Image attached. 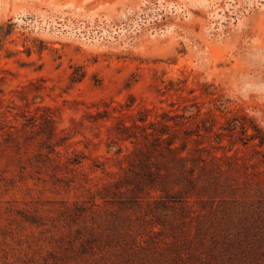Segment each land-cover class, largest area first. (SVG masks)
Returning <instances> with one entry per match:
<instances>
[{
    "label": "rangeland",
    "instance_id": "374dc122",
    "mask_svg": "<svg viewBox=\"0 0 264 264\" xmlns=\"http://www.w3.org/2000/svg\"><path fill=\"white\" fill-rule=\"evenodd\" d=\"M144 110L220 156L205 173L216 190L192 198L193 215L215 208L210 234L197 218L178 239L148 234L181 203L130 192L140 161L170 158L142 126L136 144L120 138ZM245 116L264 127V0H0V264H264V147ZM126 231L165 244L127 252ZM191 233L182 247L200 256L178 257Z\"/></svg>",
    "mask_w": 264,
    "mask_h": 264
},
{
    "label": "trees",
    "instance_id": "16d2710c",
    "mask_svg": "<svg viewBox=\"0 0 264 264\" xmlns=\"http://www.w3.org/2000/svg\"><path fill=\"white\" fill-rule=\"evenodd\" d=\"M45 109L47 110V112L44 115V119L49 124L48 138L52 139V137L57 134L54 123V114L48 106ZM145 115V110L140 111L138 120L141 121L143 125H139L136 120H133L131 125L122 123L118 132L120 138L124 140L130 139L132 143L136 144L134 138L138 139V134L132 131V128L142 126L143 133L141 135L143 136V138L151 142V144L156 145L165 142V147L170 153V158H168L167 161H164V171H162V168L160 166L162 162L160 163L159 160H153L151 156L145 161H140V170L135 171L134 175L130 178L132 180V182H129L132 184L130 192L135 193V190L140 191L144 189L147 191L146 193L151 198V201L155 202V204L158 201L157 204L159 205H162L161 201H164V199H158L157 195H154L153 192H162L166 195L165 197L167 199L170 198V202L180 201L181 203L180 209L174 212L172 217L170 216V222L169 220H165V217H163L160 213L155 214V220L150 223L151 225L148 229V234L158 236V234H163L165 232V229H170V231H172L173 233V236L180 233H187L188 231H191V227L187 226L186 223L194 221L195 218H197V224L195 228H197L198 233L210 234L211 223L209 222V219L211 218V216H213L215 208L210 206V209L207 212H204V209H199L196 215H193V210H196L194 208V204L197 203L196 199L204 203V201L206 200L204 199L205 194L210 191L209 189L216 190L215 187L211 186L210 182L206 181L207 178L205 173L207 170L206 165L208 164V161L213 160L214 162H217L220 156L210 152H207L208 154L206 155H203L200 152L194 154L192 152V149L188 148V143L190 140L197 142V139L192 138L194 134L187 126L183 130L185 135L184 138L182 139L179 137V132L180 130H182V128H179V125L182 122L175 121L170 124L168 122H162L159 127L155 128L153 126L155 122L147 120ZM245 118L246 119L243 121L237 120V118H234V120H237L239 122L241 132L248 140L257 141L256 144L258 146L264 147V127H261L252 118H248L247 116H245ZM184 123L185 122H183V124ZM236 123L237 122H234V125ZM197 126L199 128V125ZM148 128H151L152 130H148ZM233 128H236V126ZM166 134H168L167 137L165 136ZM196 135H199V133H196ZM150 136L153 137V140L149 139ZM135 150H137V147L135 148ZM199 150L200 149L198 148L197 151ZM206 150L207 149H205V151ZM221 170L222 169H220V171ZM126 179H129V177ZM245 184L247 186L248 182H246ZM230 185L232 191L235 192L236 184L230 183ZM237 187L239 188L241 186L239 185ZM260 191L263 192L262 190ZM121 194L124 193L122 192ZM171 194H173V196H171ZM175 195L178 198H176ZM193 197H195L196 199H192ZM121 201L122 203H125L129 200L124 198L121 199ZM127 234L128 232L126 231V235ZM137 234L139 235V233H136L134 236H132V233L130 232L128 235H131L133 239L131 241H129L128 239L124 240L123 248H127V252L135 250L137 249V247L146 248V250H149L151 248L155 249L157 248V246L160 247L161 243L165 240L164 238L156 239L155 245L151 246L147 239L143 238V240H141L140 238H138ZM191 234L193 235L189 237L187 236L185 239H180L175 243V246H177L179 250L176 252L178 257L191 258L192 256H194V254L200 256L198 253L193 252V248L191 251L190 248L182 247L187 245V243L190 242L189 240L194 238V233ZM258 236L259 235H257V237ZM175 238L178 239L177 236H175ZM227 238L231 240V236L228 235ZM262 239L264 245V235ZM260 241L262 240H258V243ZM163 243L165 244V242ZM203 243L204 238L198 242V244L200 245H203ZM186 264L189 263L187 262Z\"/></svg>",
    "mask_w": 264,
    "mask_h": 264
}]
</instances>
